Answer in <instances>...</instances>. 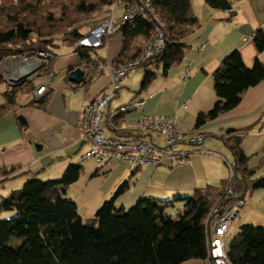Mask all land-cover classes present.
<instances>
[{
    "label": "crops",
    "instance_id": "crops-1",
    "mask_svg": "<svg viewBox=\"0 0 264 264\" xmlns=\"http://www.w3.org/2000/svg\"><path fill=\"white\" fill-rule=\"evenodd\" d=\"M189 1L197 23L182 39L188 46L181 60L166 70L165 59L148 65L146 68L153 72V77L144 89L140 88L144 68H134L106 106L108 132L105 133L162 143L160 135L137 128L134 120L141 114L176 115L179 129L204 134L202 147L209 152L193 153L185 164L175 167L146 164L136 169L117 159L104 164L81 160L82 153L90 146L80 127L81 113L84 106L108 86L109 76L107 73L95 75V66L86 65L73 46L60 45L52 49L53 57L36 77L38 83L50 76L46 102L10 108L0 116V198L29 178L58 180L69 165H78L79 174L64 187V196L76 203L83 219L93 217L98 207L124 183L126 186L115 196L116 208L131 207L141 198H153L167 201L165 211L177 216L185 205L181 197L207 185L218 186L227 178L225 163L232 159L229 144H238L248 156V167L257 165L264 149V78L244 90L234 107L199 127L194 123L197 114L211 109L217 99L213 73L225 56L238 51L246 66L251 67L256 59L264 64V49L258 50L253 39L248 38L257 29L264 31V0H228V7L214 6L206 0ZM122 11L119 7L117 14ZM106 14L105 10L99 18ZM90 25H81L80 31H86ZM143 40L141 36L136 37L127 54L136 51ZM122 42V34L114 32L107 37L104 46L90 55L115 59L122 51ZM9 59L4 58L0 63V103L4 101V92L15 85L5 78V71H11V63L17 58ZM75 67H80L84 75L71 81L69 72ZM133 100L143 103L135 110L124 112L122 123L110 120L121 105ZM17 116L24 118L25 128L19 125ZM113 126L118 127L117 132L112 130ZM13 166L18 169L4 173ZM263 175L261 166L248 180H257ZM235 187L249 202L230 223L224 238L226 248L243 224L264 226V207L261 208L264 188L246 187L242 175ZM174 208L176 211L172 212ZM185 264H207V260L188 259Z\"/></svg>",
    "mask_w": 264,
    "mask_h": 264
},
{
    "label": "trees",
    "instance_id": "trees-1",
    "mask_svg": "<svg viewBox=\"0 0 264 264\" xmlns=\"http://www.w3.org/2000/svg\"><path fill=\"white\" fill-rule=\"evenodd\" d=\"M115 1L130 4L140 0H0V63L9 55H31L38 50L52 52L62 45L73 46L86 65L95 66L90 55L94 49L77 45L87 32H81L80 27L87 23L96 25L99 15ZM206 1L214 6L230 5L228 0ZM151 4L165 23L164 47L159 55L140 65L144 67L141 89L153 77V72L146 68L148 64L165 59L166 70L181 60L188 46L182 39L197 23L189 0H151ZM77 22L82 23L76 26ZM154 24L149 13L122 23L116 32L122 34L123 47L115 59L137 56L141 45L127 54L133 41L138 36L143 39L150 36ZM252 39L258 50L264 49L263 30L257 29ZM263 78L264 64L258 59L248 67L238 51L229 53L213 73L217 99L211 109L197 114L194 126L199 127L234 107L240 94ZM34 86L33 81L26 79L5 91L0 116L24 104L43 105L50 89L35 100L31 97ZM123 114L117 109L110 120L122 123ZM17 121L25 128L23 117L17 116ZM117 128L113 126L112 130L117 132ZM228 148L232 159L227 162L233 172L230 182L227 177L218 186L207 185L181 197L185 205L177 216L165 211L167 201L153 198H141L128 208H116L115 196L126 186L124 183L98 207L93 217L83 219L76 203L64 196V187L79 174L78 165H69L58 180L34 177L25 180L0 198V213L14 211L11 217L0 219V264H185L188 259H205L206 216L214 205L223 207L231 201L225 193L228 183L235 184L242 175L246 187L264 188V175L248 180L261 166L264 168V149L258 165L248 167V156L238 144H229ZM17 169L18 166H13L4 173ZM227 255L229 264H264V226L243 224L230 241Z\"/></svg>",
    "mask_w": 264,
    "mask_h": 264
},
{
    "label": "built area",
    "instance_id": "built-area-1",
    "mask_svg": "<svg viewBox=\"0 0 264 264\" xmlns=\"http://www.w3.org/2000/svg\"><path fill=\"white\" fill-rule=\"evenodd\" d=\"M119 7L123 10L121 14H117ZM146 13L152 15L155 24L151 35L141 43L137 56L117 60L103 59L97 54L94 55L95 75L107 73L109 84L82 110L79 123L84 138L88 140L90 146L82 153L81 160H94L98 164H104L112 159H117L131 166L151 164L175 167L185 164L193 153L209 152L202 147L204 134L196 131L185 132L179 129L176 115L141 114L134 120V125L137 128L160 135L162 143L143 137H117L105 133V125L108 120L105 109L108 102L119 91L134 68L161 53L164 47L165 23L156 14L151 0H140L130 4H120L115 1L108 9L107 14L96 25L89 26L86 34L78 39V46L95 50L104 46L107 37L116 32L122 23L132 20L137 15H146ZM248 38H252V35ZM12 56L17 59L16 62L11 63V71H5V78L8 82L16 84L26 79L36 78L53 54L50 50H38L31 55H9L5 58L9 59ZM187 69L188 66H186ZM49 79L50 76H46L41 82L34 84L33 99L38 100L44 96L48 89L47 81ZM142 103L141 100H133L121 105L118 110L129 112L138 108ZM226 163L230 182L233 172L231 164L227 161ZM225 193L231 198V201L223 207L214 205L206 216L207 254L205 259L207 264H229L224 238L230 223L247 202L246 197H240L235 184L228 183Z\"/></svg>",
    "mask_w": 264,
    "mask_h": 264
},
{
    "label": "rangeland",
    "instance_id": "rangeland-1",
    "mask_svg": "<svg viewBox=\"0 0 264 264\" xmlns=\"http://www.w3.org/2000/svg\"><path fill=\"white\" fill-rule=\"evenodd\" d=\"M107 9V8H106ZM81 23L82 22H77V24H76V26H79V25H81ZM84 30V29H83ZM100 47H98V48H96V50H98ZM148 65H150V64H148ZM147 65V66H148ZM139 68H144L143 66H139ZM29 80H31V81H33L34 83H36V81L38 80V79H36V78H31V79H29ZM13 84H14V82H12ZM105 132H108V130L105 128ZM229 160V159H228ZM124 162V161H123ZM126 163V162H125ZM128 164V163H127ZM130 165V164H129ZM257 165H258V163H257ZM131 166V165H130ZM167 167V166H166ZM225 173H226V175H227V177H228V167H227V164L225 163ZM238 183V180H237V182L235 181V184H237ZM251 201H253V200H251ZM185 202V201H184ZM249 202V198H248V200H247V202L246 203H248ZM255 206H257V203L256 204H254ZM262 207H264V206H261V208ZM176 211V209L174 208L173 210H172V212H175ZM14 214V211H3L2 213H0V219H3V218H9V217H11L12 215Z\"/></svg>",
    "mask_w": 264,
    "mask_h": 264
},
{
    "label": "water",
    "instance_id": "water-1",
    "mask_svg": "<svg viewBox=\"0 0 264 264\" xmlns=\"http://www.w3.org/2000/svg\"><path fill=\"white\" fill-rule=\"evenodd\" d=\"M84 75V71L80 67H75L69 72V78L71 81H76Z\"/></svg>",
    "mask_w": 264,
    "mask_h": 264
}]
</instances>
